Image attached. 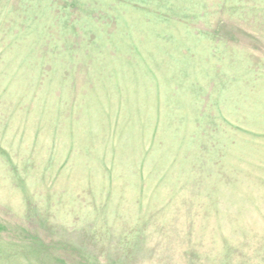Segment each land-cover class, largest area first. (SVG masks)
Instances as JSON below:
<instances>
[{
	"label": "rangeland",
	"instance_id": "rangeland-1",
	"mask_svg": "<svg viewBox=\"0 0 264 264\" xmlns=\"http://www.w3.org/2000/svg\"><path fill=\"white\" fill-rule=\"evenodd\" d=\"M0 264H264V0H0Z\"/></svg>",
	"mask_w": 264,
	"mask_h": 264
}]
</instances>
